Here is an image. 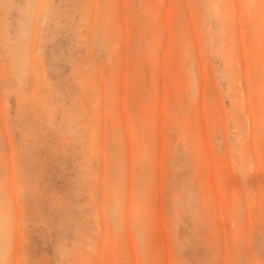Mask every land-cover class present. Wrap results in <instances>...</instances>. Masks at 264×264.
Listing matches in <instances>:
<instances>
[{"label":"rangeland","instance_id":"rangeland-1","mask_svg":"<svg viewBox=\"0 0 264 264\" xmlns=\"http://www.w3.org/2000/svg\"><path fill=\"white\" fill-rule=\"evenodd\" d=\"M0 264H264V0H0Z\"/></svg>","mask_w":264,"mask_h":264}]
</instances>
